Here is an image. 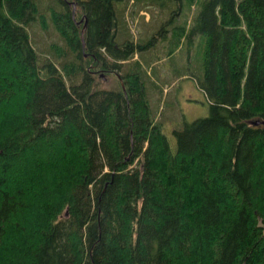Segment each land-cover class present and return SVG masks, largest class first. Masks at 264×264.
<instances>
[{
    "label": "trees",
    "instance_id": "16d2710c",
    "mask_svg": "<svg viewBox=\"0 0 264 264\" xmlns=\"http://www.w3.org/2000/svg\"><path fill=\"white\" fill-rule=\"evenodd\" d=\"M136 6L158 9L140 40L125 22ZM75 8L0 0V264H264V0ZM49 26L63 48L43 57L29 37ZM193 36L203 57L188 67ZM158 38L167 59L189 41L172 76L190 78L207 106L173 128V150L149 106L161 88L143 55ZM94 67L119 90L97 89ZM45 143L65 151L54 170L14 179Z\"/></svg>",
    "mask_w": 264,
    "mask_h": 264
},
{
    "label": "rangeland",
    "instance_id": "374dc122",
    "mask_svg": "<svg viewBox=\"0 0 264 264\" xmlns=\"http://www.w3.org/2000/svg\"><path fill=\"white\" fill-rule=\"evenodd\" d=\"M67 2L75 3L76 0H66ZM52 7V6H51ZM70 8V7H69ZM130 9V7H128ZM41 15H45V6H40ZM75 13L78 9L73 10ZM158 9L152 6L140 9L138 6L132 9V16L125 19L127 29L134 39H144L152 34V30L156 29L158 24L157 17ZM163 18V16H161ZM188 24H190V13L187 15ZM186 18V19H187ZM158 27V26H157ZM46 32H42L34 29L30 32V41L35 51L41 56L53 55L51 50L49 54V46H57L63 48V44L59 41L56 34L50 29ZM159 29V28H158ZM34 31V32H33ZM155 31V30H154ZM154 33V32H153ZM161 39H156L153 45L152 51L144 53V58L150 60L151 67L155 69L154 81L159 80L160 91L155 94L153 92L150 98V109L157 122L160 123L163 134L165 135L170 148L174 149V137L172 130L175 126L180 125L184 122H191L198 118H203L207 115V106L201 92L195 87L193 81L190 78L177 76L179 78L174 80L173 72L175 76L180 73L181 68L184 67L187 51L189 50V41L180 42L177 48L174 50L173 55L164 57L165 49L162 52ZM198 38L193 36L190 38L192 46L188 52V67H192L196 62L197 65L202 61L203 55L197 52L194 57L193 51L195 50V44ZM183 43V44H182ZM202 52V51H201ZM154 55L158 56L161 61H156ZM67 58H70L68 55ZM138 56L134 55L133 59H137ZM171 59V60H170ZM168 60V61H167ZM110 62V60H108ZM125 62L120 65L125 67ZM192 65V66H191ZM90 70V66L87 67ZM93 77L95 79L96 88L99 90H119V82L111 74L102 73L101 70L94 67ZM152 74L150 73V76ZM166 83L165 85L163 83ZM160 93V94H159ZM159 94V97L157 95ZM158 99V101L156 100ZM159 102V103H158ZM158 109H157V105ZM159 114H162L161 116ZM153 121L156 123V121ZM158 124V123H156ZM159 125V124H158ZM65 154L60 147L54 148L53 146L44 144L42 148V154L38 156L29 153L26 157H23V161H20L17 166L15 164L12 168V176L14 179L22 180L23 182L28 180H39L40 178L47 177L56 166L61 155ZM158 162V161H157ZM135 160L132 167L136 165ZM16 169V170H15Z\"/></svg>",
    "mask_w": 264,
    "mask_h": 264
},
{
    "label": "water",
    "instance_id": "95a60500",
    "mask_svg": "<svg viewBox=\"0 0 264 264\" xmlns=\"http://www.w3.org/2000/svg\"><path fill=\"white\" fill-rule=\"evenodd\" d=\"M74 9H75L74 4H72V10H74ZM80 22H81V21H80ZM84 25H85V23L83 22V24H82V29H81V33H80L81 40H82V33H83ZM255 125H257V123H255Z\"/></svg>",
    "mask_w": 264,
    "mask_h": 264
},
{
    "label": "flooded vegetation",
    "instance_id": "af4514ba",
    "mask_svg": "<svg viewBox=\"0 0 264 264\" xmlns=\"http://www.w3.org/2000/svg\"><path fill=\"white\" fill-rule=\"evenodd\" d=\"M67 4H69V7H71V8H72V4H74V7H75V3L67 2Z\"/></svg>",
    "mask_w": 264,
    "mask_h": 264
}]
</instances>
